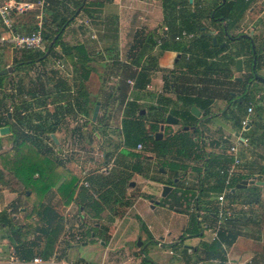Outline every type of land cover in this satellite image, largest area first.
<instances>
[{
  "label": "crops",
  "instance_id": "crops-1",
  "mask_svg": "<svg viewBox=\"0 0 264 264\" xmlns=\"http://www.w3.org/2000/svg\"><path fill=\"white\" fill-rule=\"evenodd\" d=\"M62 1L63 4L72 11L76 8L80 0ZM92 1L95 0H83V3L86 4ZM97 1L104 2L101 12L94 10L97 9L98 6H91V9L93 8L92 13H88L81 7H78L79 11L78 9L76 11L78 14L76 15L75 12V14L71 16L72 21L76 18L79 22V24L76 25L77 31L73 30L74 32L71 33V36L75 38L76 36H82V40L75 43H64H67V46H81V49L77 50L78 52L73 50L72 56H74L76 60L79 57H88L87 63L91 65L92 70L89 77L87 79L84 78L85 88L83 89V97L87 99L86 108L88 111L90 110V112L94 111V109L92 111L94 104H96L94 102L101 101V108L96 120H99L97 125L101 127V130L104 129L103 125L106 121L108 109L112 107L116 109L120 102L123 115L120 121L121 123L116 129L117 131H121V134L119 138L117 135H114L115 138L101 139L98 146H102L103 151H101L98 156L96 154L82 155L79 153L78 155L70 154V156L66 157L65 161L60 160L63 166L79 178V186L74 198L69 202L64 201L56 187L44 195L37 192L35 196L28 197L29 191H27V195L23 194L21 186L19 185L20 183L14 184L13 187L8 184L7 180L12 178L13 174L5 170L0 162V169L2 170L0 175V181L2 182L0 184V264H166L154 259H150L152 261L150 263L143 262L144 249L153 241H156V243L160 245L166 241L174 246L171 252L175 254L174 249L186 242L184 239L186 236L192 241H196L194 244L187 245L190 253L195 252L198 254L196 264H239L247 259H252L253 264H264L262 253L264 247V227L260 228V226H258L259 224L253 222H241L240 217L243 213L240 209L243 206L241 204L232 203L227 199L226 206L232 211V216L224 224V228H227L228 232L230 231L231 234L239 232V235L234 239L230 237V240H232L230 243L222 241V248L225 252L224 259L222 257H217L215 259L206 260V252L203 244L204 241H214L212 234L207 231H202L200 235L190 233V230L193 228L191 224V213L196 210L195 202H197L196 196L193 197L192 192L196 190L197 194L199 193L198 190L201 183L199 177L190 169L185 175V172H181V180L189 186H194L191 187L193 189L189 187H186V189L184 186L180 188L179 186L168 183L167 181L170 179V176H173L169 167H161L155 153L147 150L145 144H143L144 147L142 150H137L138 145L134 147L128 144L122 127L123 118L126 117V110L132 102L145 106V112L143 113L146 115L143 116V119H146L147 124H151V122L155 123L153 116L156 114V111L152 109V105L157 104L161 93L165 92V75L175 69V75L179 76L178 82L181 95L191 94L194 96L196 101L193 106H196L200 110V116L192 112L200 119V121L194 125L200 129L199 135L196 134L197 132L193 133L196 127L188 131L194 135V139L198 140L201 146H204L206 151L211 152L213 155H221L225 145L221 144L216 146L213 144V141H221V139L230 140L232 142L226 148L230 155L229 148L239 135L240 137L248 138L246 144L240 145L242 158L240 164H234L233 161L222 158H213L208 162L209 168L219 169L221 173L222 170L234 169L233 176H247V178H244L249 180L248 185L245 186L246 188H252L254 184L263 185L264 161L262 162L263 164L255 163L253 154L248 152L249 137L233 129V122L235 121L232 120L233 115L238 113L236 100L241 97V89L246 86V90L253 93L252 96L254 98L253 101L245 105L246 110L245 113H243V117L246 116L247 108L250 104H252L255 109V105L259 100L258 95L260 93L264 95V87H262L263 84H261L262 82L260 83L259 80L253 78L247 84L243 81L246 73L252 72L256 59L250 66L244 57H242L244 59V71L237 72L234 63L230 65L231 75H229L227 71L222 70V67L225 66L224 63L228 61V59H223V56L227 54L231 56L230 54L233 53L230 49H227L222 51L219 55L207 57L208 62L213 64V70H204L205 66H199L198 64H196L198 67L196 66L192 68V70H188L186 67V60H192V56L190 58V51H179L176 49L162 50V44L158 45L156 43L155 48H157V53H155V55L157 56V63L155 67L150 70L151 81L148 83L151 84L152 88H148V84L145 88L135 87V79L129 77L127 81L130 85L126 95L124 94L123 96L119 83V87H116L114 85L116 81L106 80L105 75L107 69L105 68L106 65L103 64L106 61V56H108L107 52L117 50L113 42L120 41L121 34H119L117 39L114 38L117 27H113L112 23H110L111 26L106 24H108L109 20L114 23V26L116 23L117 25L119 24L123 9L122 6L118 4L122 0ZM127 1L131 4L146 5L147 11L144 12V14H140L138 10L133 14L134 18L139 19V16L141 17L143 22H141L139 28L143 29L150 23L148 16L150 14L149 5H161L162 18L160 23L163 26L158 29L157 33L151 32L152 30L154 31V28H150L152 29L150 32L154 33L156 39L161 37L164 27L167 25L164 23L163 0ZM37 13H35V15ZM248 14L249 12L246 13V17H248ZM22 17V29H28L26 31H29L33 26H31L32 24L30 21L27 22L23 20ZM70 26H74L72 22L67 27L64 26V29L68 30ZM119 26L120 25H118V28H120ZM153 26L151 25V27ZM2 28L3 26L0 20V31ZM110 29L112 34L109 33ZM138 29L135 33L138 41L133 42L125 48L127 49L126 51L130 52L129 56L130 54L133 55L134 51H136L135 47L139 44L141 39L139 37L140 30ZM92 30H97L98 33L93 34ZM237 33H239V37H251L245 36L247 34L256 38L255 35L258 32L251 31L248 33L246 29L238 27L234 34ZM191 34H193V36L178 42L185 43V47H188L197 36L194 33ZM94 35L100 40L98 46L93 44L92 39ZM110 39H112L113 42L109 43L108 41H110ZM170 39L173 40V38ZM186 40H188V42H186ZM224 42H227L228 44L226 46H229L231 40L230 42L224 40ZM252 45L254 53L258 51L260 58L258 62V74L264 76V74H262V72H264V45L262 46L259 44L258 46L256 42ZM61 46L63 47V44H61ZM213 46L222 48L220 45L213 44ZM197 50L198 49H195L196 52ZM102 51L104 54H102ZM116 52H118V50ZM152 55L154 54L152 53ZM194 55L197 57L196 54ZM63 57H66L67 61L70 60L71 68L67 74L72 76L73 80L70 82L67 78L63 79L58 77L56 84L60 79H63L71 84V88H62L54 84L55 91L54 93L51 92L53 96L51 97L49 105L53 106V111H51V113H53L56 108L63 111L66 109V116L69 117V115L74 114L68 113L69 111L67 112V110H69L71 106L75 107L76 97H72L71 94L75 92L76 96L78 94V87L76 91L77 85L75 84V80L76 77L77 79L79 78L81 69L79 64L77 67L79 70H76V66L71 57ZM120 60L127 63L129 62V60ZM41 62L45 63L43 61ZM192 62L195 63L196 60L194 59ZM61 64L64 66V63ZM147 64H149V54L141 58L138 64L133 62L132 67L139 72L142 67ZM232 71L234 75H232ZM116 76H121V79L123 78V75L115 74H112L111 78L115 79ZM238 76H242L243 80L235 82ZM130 80L134 81L133 86ZM78 81L79 80H77V82ZM41 82H44L46 86V81ZM107 83L111 84L107 85ZM235 85L238 86L237 89L233 88ZM40 86L42 87V85ZM43 93L44 92L41 90L39 95L41 98L44 95ZM48 93L50 92L46 91V94ZM116 93L120 94L121 99L116 98L118 95ZM256 94L257 96L255 97ZM60 95L63 97L57 100L56 98ZM261 104L264 105V101ZM40 108V112L43 114V101L40 104ZM83 114V117L88 115V113L85 112ZM253 117L254 124H251L252 127L251 125L248 126H250V128H256L257 131H262V124L260 125L258 123L264 122V114L261 122V119H256L254 115ZM40 121L42 122V119ZM64 124L66 123L64 119H62L61 123L58 125V129L53 133L57 138V141L55 140L57 152L64 151V141L61 138ZM89 124L91 128L96 129L95 121L91 119ZM163 124L165 128L166 126H171L173 131L172 134L184 130L183 126H185L181 118H179L178 124L169 125L166 121L161 125ZM241 128L242 130L244 129V131L249 129L247 126ZM76 130L77 128H70L71 138L67 142L69 146L75 141ZM95 134H99L97 129L95 130ZM86 142H90L89 139L86 140ZM110 152H114L112 158L108 155ZM130 152H138L140 155L139 157H135ZM56 158L58 160V157ZM138 161L142 162L144 166H147V169L143 170L141 173L133 171L134 164ZM161 168H164V170ZM129 172H132L129 179L130 183L124 189V192L120 193L119 200L117 197L115 200L106 202L103 204L102 210L93 205L90 197L87 195L90 194L100 201L99 195L111 185V182L113 180L118 181L121 176H125ZM224 173L227 174L226 171ZM233 176H231V180ZM178 179L179 178L176 180ZM254 179L255 182L252 183L251 180ZM83 180L88 181L90 185L85 186L82 184ZM214 180L215 178L213 176L207 178L206 184H204L205 187L212 185ZM13 181L16 182L14 176ZM257 181H260V183H257ZM166 184L171 185L172 189L167 196H163V186ZM226 186L225 183V187ZM83 189H86V192H84L85 190ZM218 194H220V192H210L203 189L200 198L201 203L208 205V201L211 198L216 201L218 205ZM211 204L209 206H211ZM161 214H165L167 220L161 218ZM230 220L233 221L230 223ZM214 221L215 223L217 222V217L212 222ZM58 224H62L63 229L55 243L48 245V234L46 230ZM129 228H131V232H134H132L131 235H127V232H130L128 231ZM137 236L139 237L138 242L139 240L142 242L141 245H139L138 242L135 244ZM146 242L148 245H145ZM133 243L135 244L134 247L131 246ZM37 256L41 257L44 262H34L33 260ZM184 256L185 255L182 257ZM185 258L187 259V257ZM189 262V260L185 263L179 261L177 264H190Z\"/></svg>",
  "mask_w": 264,
  "mask_h": 264
},
{
  "label": "trees",
  "instance_id": "trees-1",
  "mask_svg": "<svg viewBox=\"0 0 264 264\" xmlns=\"http://www.w3.org/2000/svg\"><path fill=\"white\" fill-rule=\"evenodd\" d=\"M50 1L51 4L46 9L47 15L45 16V50H36L35 53L31 54L24 53L27 58L25 60H19V63H34L45 60L43 57L46 51L49 49L51 41L56 35H58L56 41L51 47V54L56 50L57 46L63 44V52L61 56L71 57L74 61V65L76 66V70H79L77 69L79 64L81 69L79 78L77 79L76 77L75 80V84L78 87V94L75 96L76 98L74 105L76 109L75 107L71 106L67 112L69 111L68 113L74 114L76 112H85L89 115L91 112L86 108L87 99L83 97V89L85 88L84 78L87 79L89 77L92 67L89 63H87L88 57H79L76 60L75 57L72 56L73 50L78 52L77 50L81 49L80 45L67 46V43L62 42L61 37L64 31V26L67 27L72 22L71 16L75 14L78 7H81L88 13H92L93 8L91 9V6H98L97 9L94 10L101 12L103 10L104 2L95 0L84 4L83 0H81L75 9L70 11L69 8L63 4L62 0ZM212 1L213 2L209 4L205 3L204 0H194V5L192 6L195 8H191L190 11H188L187 14L183 16L177 12V7L180 6L181 10L183 9L179 2L175 0H163L162 6L164 12V23H166L169 27V37L163 41L161 49L190 51V58L192 56V60L195 59L196 62L193 63L192 60H186V67L188 70H192V68L197 66L196 64L199 66H205L204 70H213V64L208 62L207 57L219 55L222 51L227 49H230L237 58L244 57L248 65L251 66L255 57L257 56V53H254L253 51L252 45L256 42L255 38L253 36L239 37V33L234 34L231 32V30L236 31V29L240 27V24L246 18V13L248 12L249 8L253 7V5L259 0ZM193 9L195 10L194 15L192 13ZM180 17H182L183 21ZM206 21L209 23L211 22L212 24H207ZM225 22L226 25L224 24ZM31 29L32 28L29 30ZM183 30H187L189 33H194L197 35L196 39H194L191 42V45L188 47H185V43L175 40L177 33L182 32ZM209 32H212V34H208ZM141 33L143 34V31ZM214 36L217 37L220 43L224 42V40L228 42L231 40V42L229 43V46L222 48L215 47L212 43V38ZM170 38H173V40ZM156 43L157 40L154 37V33L147 32V35H145L144 38H141L139 44H137L135 47L136 51H134V59H132L135 64H138L141 58H143L146 54H149V64L143 66L139 72L132 68V64L129 65L127 62L121 61L118 57L117 60L114 61V63L120 64L121 70L125 72L124 74L126 75L123 76L120 83V89L123 96L124 94L126 95L130 85L127 81V78H134L135 87L138 88H145L146 85L151 81L150 70L155 67L157 63V56L155 54L150 55L149 48L154 46ZM195 49H198L197 52ZM194 54H196L197 57ZM235 57L229 56L228 54L223 56V59H228V61L227 63H224L225 66L222 67V70L227 71L229 75H231L230 65L235 63ZM259 59L260 58L257 56L258 62ZM175 71L176 70L174 69L172 72H169V74L165 75V92L161 93L157 104L152 105V109L156 111V114L153 116L155 123L151 122V124H147L146 119H143V116L146 114L142 112L145 106L132 102L126 110V117L123 118L122 127L128 144L136 147L140 142H142L145 144L147 150L155 153L158 163L161 167H169L173 176H170V179L167 181L168 183L179 186L180 188L184 186L185 188L189 187L190 189H193L191 187L194 186H189L181 180V172H185V175L190 169L193 171V173L197 174L201 183L198 190L199 193L197 194L196 190L195 192H192L193 197L196 196L197 202H195L196 210L191 213L193 228L190 230V233L200 235V233L204 231L203 220L207 219L210 223H212L213 226H215V221H212L217 217L216 201L210 198L208 205L201 203L200 198L202 196L203 189H206L210 192H221L225 188L227 177V174L221 173L219 169L209 168L208 162L213 158H222L229 161H232L233 158L228 154L227 149L223 151L221 155H213L211 152L206 151L204 146H201L198 140L194 139V135L188 130H180L172 134L173 131L171 126H166L164 136L161 139L155 138V133L160 130L161 124L166 121L168 114H173L174 116L181 118L184 125H196L200 121V119L197 118L191 110L196 98L191 94L181 95L178 82L179 76L175 75ZM126 72L131 73L127 74ZM5 76L7 75H0V86L3 85ZM252 76L253 75L251 72H247L245 79L243 80L244 83L247 84L250 79H253ZM77 80L79 81L77 82ZM40 85H42V87L40 86L39 90L41 88L42 92L46 93L47 89L45 83L40 81ZM56 85L62 88H71V84L63 79H60ZM18 91L21 93L22 89H19ZM240 91V95L245 99L246 104L254 100L251 92L246 90V86ZM28 92L37 100L38 97L31 88L28 89ZM62 97L63 96L60 95L56 99L58 100ZM25 101L27 100H23L24 104L22 108L27 110L29 104H27ZM38 101L39 104L42 103L41 99L39 98ZM3 103L4 98H0V109L3 107ZM94 107L95 104L92 108V111ZM245 110L246 109H244V113ZM19 113H21V111H19ZM47 114L49 113H46V115ZM51 115L57 119L56 122L48 123V120L46 121L45 115L41 114L39 111L36 116L39 119V122H41V119L42 122L39 125H35V128L38 130L40 129L43 133L49 134V137L55 142L52 134L58 129V125L61 123V118H65L66 109L63 111L56 108V110L51 113ZM235 116L236 115L234 114L233 120L235 121V126L242 127L241 120L243 115L238 116L237 118ZM6 119L10 120L8 114ZM2 126L10 127L11 135L15 137V145L10 150L0 153V162L5 170L13 174L15 181H18L20 183L19 185L23 186V188L21 187L22 193L27 195V191H29L28 197H33L37 192L44 195L56 187L57 191L65 202L71 201L74 198L76 190L79 186V178L75 176L69 169L63 166L60 160L58 161L57 158L53 156L52 148L44 143L38 134L36 137H34L33 135L24 133L17 126H11L8 121L6 123L0 122V127ZM250 129L251 128L248 130ZM199 130L200 129L196 127L193 130V133H198ZM262 131L263 133L261 139H257L256 141L255 139H249L252 143L257 144L260 147H264V128H262ZM226 142L227 140L221 139V141H213V144L219 146L221 144H225ZM130 153L135 157H139L140 155L138 152ZM145 169H147V166H144L142 162L138 161L134 164L133 171L141 173ZM131 175L132 172H129L127 175L121 176L118 181L113 180L111 185L99 195L101 199L100 201L90 194L87 196L90 197L93 205L99 207L100 210H102L103 204L106 202L115 200L117 197L119 200L120 193H123L124 189L130 183L129 179ZM210 176L215 178L214 183L208 187H205L204 184H206V180ZM177 178L179 179L176 180ZM244 178H247V176H233L230 182L229 191L226 194V199L232 203L241 204L243 206L240 211L243 213V215H249L246 222H253L264 227V184H254L252 185V188H246L245 186L241 187V191L238 193L237 184L242 182ZM83 190L86 192V189ZM210 204L211 206H209ZM201 210L208 212L203 217V219L199 218V216H201ZM233 220H230V223ZM62 229L63 225L58 224L57 226L50 227L46 230L48 234V245L55 243ZM238 233L239 232L236 234H231V232H228V229H225L223 226L220 230V240L218 239L210 242L204 241L203 246L206 252L205 259L210 260L217 257H222L224 259L225 252L222 248V241L230 243L232 242L230 237H233L234 239L237 237V235H239ZM262 253L264 257V247ZM143 262L150 263L152 261L145 257Z\"/></svg>",
  "mask_w": 264,
  "mask_h": 264
},
{
  "label": "rangeland",
  "instance_id": "rangeland-1",
  "mask_svg": "<svg viewBox=\"0 0 264 264\" xmlns=\"http://www.w3.org/2000/svg\"><path fill=\"white\" fill-rule=\"evenodd\" d=\"M80 1H78V3ZM170 1H173V0H170ZM175 1L179 2L182 5L183 9L181 10L179 6L177 7V12L182 14L183 16L187 14V12L190 11L191 8H195L194 6H192L194 5V0H175ZM204 2L210 4L213 1L204 0ZM118 5L119 6L121 5L123 9V12L121 13V17H120L121 20H119V24H118L120 25L119 26L120 28H118L117 23L114 26V23L111 22L110 20L108 21V24H106L108 26H111L110 23H112L113 27H117V30L113 28L116 30L115 31L116 35L114 36L115 39H117L119 34H121L120 41L113 42L112 39L108 41L109 43L113 42V45H115L114 47H116L118 52H116L117 50H114L113 52H107L108 56H106L105 58L106 61L105 63H103L106 65L105 68L107 69V72L105 75L106 80H111L114 82L116 81V83L114 84L116 87H119V84L121 82V76H116L115 77L116 80H115L114 78H111V75L115 74V75L126 76L124 74L125 72L121 70L120 64L114 63V61L117 58L116 56H118V58L122 60H129L128 62L129 65L133 63L132 59H134V56L131 54L129 56L130 52L126 51L127 49L125 48H127L133 42L138 41L135 33L137 29L141 26V22H143L140 16H139V19H137V18H134L133 14L136 10H138L140 14H144V12L147 11L146 5L131 4L127 0H122ZM148 8L150 9V14L148 15L150 19L149 21L150 23L149 25L146 26L145 29H141V28L138 29V30L140 29L143 30V34L140 32L141 33L139 35L140 38L142 37L144 38L146 33L152 30L150 28H154V31L152 30L151 32L157 33L158 29L161 28V26H163L160 23L161 18H162L161 17L162 16L161 15V5L160 4L157 6L149 5ZM30 11H33V12H30ZM30 11H28L27 14L23 15L22 19L27 22L30 21L32 24L31 26H33L36 22L35 13H37L38 10H30ZM193 12H195L194 9H193ZM248 12H249L248 17H246L243 20V22L240 24V28L246 29L248 33H250L251 31L258 32L255 35L256 43L258 46L259 44L263 46L264 45V0H259L258 2H256L253 5V7L249 8ZM180 18L182 19V17ZM153 21H154V26H153ZM72 24L74 25L73 27L70 26L68 30L64 29L62 33V37H61L62 42H68V43L74 42L75 43V42H80L82 40L81 39L82 36H76V38L74 36H71V33H73L74 31H77L76 25L79 24L76 18L73 19ZM207 24H208V21H207ZM224 24L226 25V22ZM151 25L153 27H151ZM110 31L111 29L109 30V33L112 34V32ZM231 32L234 33L235 30H231ZM92 33L96 34L98 32L97 30L95 31L92 30ZM92 40H93V44L94 45L96 44L98 46L99 41H100L99 38L94 35ZM186 42H188V40H186ZM212 43H213V40H212ZM155 47H156V44H154V46L149 48L150 54L157 53L156 51L157 48ZM35 52L36 50H17V49L8 47V46H2L0 43V70L1 68L3 69L9 66L14 67V69L10 73L4 74L7 76H5L3 85L0 86V98H4L3 107L0 109V114H1L0 122L6 123L8 121L11 126H17L24 133H28L30 135H33L34 137H36L37 134L40 135L43 142L52 148L53 156L58 157V161L59 160L65 161L66 157L70 156V154H76V155H78L79 153L82 155L83 154H87V155L96 154L98 156L101 153V151H103V147L98 146L101 142V139L115 138L114 135H117V137L119 138L121 134V131H117L116 129V127L121 123L120 121L123 115L121 112L122 110H121L120 102L117 105L116 109H114L113 107L108 109V114L106 116V121L103 125V128H104L103 130H101V127L97 125V122L99 120L95 121L96 129L98 130L99 134H95L96 129L91 128V125L89 124L92 119L93 112H91L86 117H83L84 112H79V113L76 112L75 114L69 115V117L65 116V118L63 119L66 124H64L63 126L64 129H62V133H61V138L64 141V151L57 152L56 151L57 145L52 140V138L49 137V134L43 133L40 129L38 130L35 128V125L41 124V122H39V119L36 116V114L41 110L38 98L41 99V101H43V110H44L43 115H45L46 121L48 120V123L56 122L57 119L53 115H51V111H53V106L49 105L51 101V97L53 96L51 92L54 93L55 91L54 84H56L58 77H61L63 79L67 78L69 79L70 82L73 80V77L67 74V72H69L71 68L70 60L67 61L66 57L61 56L63 51H62V46L59 45L56 47V50L52 54L50 52L49 55H47L46 57H43L45 58V60H43V62L45 63H42L40 61L34 62V63H25V64L19 63V60H25L27 58L24 53L31 54ZM102 54H104L103 51H102ZM61 63H64V66ZM118 65H119V68H118ZM126 73L130 74L131 72H126ZM262 74H264V72H262ZM232 75H234L233 71H232ZM40 81H46L47 92H50L48 94L43 93L44 95L42 96V98L41 96H39L41 93V88L39 90ZM236 82H240V81L236 80ZM110 84L111 83H107V85H110ZM261 84H263L262 87H264V83H261ZM29 88H31L36 93L37 97L39 96L37 100L28 92ZM233 88L237 89L238 86L235 85L233 86ZM19 89H22L21 93H19L18 91ZM76 91H77V86H76ZM73 94H71L72 97H75L76 92ZM116 98L121 99L120 94H118ZM24 99H26L27 101L25 102L29 104V106L27 107V110H24L22 108L24 104L23 103ZM255 110H257V113H259L260 115L262 114L263 116L264 105H260V102L257 103L255 106ZM19 111H21V113H19ZM46 113H49V114L46 115ZM7 114L11 116L10 120L6 119ZM258 124L260 125L262 124V128H264V122L258 123ZM73 127L77 128L76 130L77 132L75 133V141H73V144L69 146L67 142L71 138L70 128H73ZM233 129H235L237 132H242L243 135L248 136L250 140L255 139V141L257 139H261L262 133H263V131H257L256 128H251L250 130L244 131V129L242 130L240 126H235V124L233 125ZM199 133L200 131L196 134L199 135ZM88 139L90 142H86V140ZM231 142L232 141L227 140V142L224 144L225 148L223 151L226 150L227 146L231 144ZM14 145H15V137L11 135V131L6 134L0 133V153L6 150H10ZM248 152L253 154L254 161L256 164H259V163L263 164L262 162L264 161V156H263L264 147H260L259 145L252 143L250 141L248 145ZM113 153L114 152L108 153L110 158H112ZM1 171L2 170L0 169V175H1ZM7 182H9V185L12 187L14 186V184L19 183L18 181L16 182L13 181V176L12 178H9ZM1 183L2 182L0 181V184ZM21 187L23 188L22 185ZM240 191L241 189L237 188V192L239 193ZM248 216L249 215L247 214L241 215L240 217L241 222L248 223L246 222ZM161 218L167 220V217L165 214H161ZM258 226H260V228H263L261 225H258ZM128 231L130 232H127V235H131L133 232V231L131 232V228H129ZM138 238L139 237L137 236L135 244H137ZM184 239L186 240V242L183 245H180L176 249H174L175 254L171 252L174 246L170 245L168 242L165 241L163 242L162 245H160L156 243V241H153L146 249H144L143 259L147 257L148 259L159 260L166 264H177V262L179 261L182 263H185L186 261L189 260L190 264H196L198 254L195 252L190 253L188 251V246H187L188 244H192V243L194 244L196 241H192L190 238H188V236H186ZM135 244L133 243V245L131 246L134 247ZM145 245H148V243L146 242ZM183 255L185 256L182 257ZM185 257H187V259Z\"/></svg>",
  "mask_w": 264,
  "mask_h": 264
},
{
  "label": "built area",
  "instance_id": "built-area-1",
  "mask_svg": "<svg viewBox=\"0 0 264 264\" xmlns=\"http://www.w3.org/2000/svg\"><path fill=\"white\" fill-rule=\"evenodd\" d=\"M50 0H0V20L3 26L0 31V43L2 46H9L17 50H45V16L47 15L46 9L50 6ZM30 10H38L39 12L35 15L36 22L33 28L29 31L23 30V22L21 17L27 14ZM169 27L166 25L163 30L161 37L157 38V44L161 45L163 41L169 37ZM193 36V34L183 30L181 33L175 36V40L181 41ZM132 86L134 81L130 80ZM148 88H152L151 84L147 85ZM259 97V95H258ZM254 106L250 104L247 108V114L242 118V127L251 125L254 122L253 117ZM248 138L240 137L230 146L229 152L233 158L234 164L241 163L240 145L246 144ZM144 147L143 143H139L137 150H142ZM227 172L226 187L217 196V222L215 226L212 225L207 219L203 220L204 231L212 234L213 240H218L220 236V230L224 224L231 218L232 211L226 206V194L229 191V185L231 182V176H233L234 169L222 170V173ZM86 173V172H84ZM82 184L89 186V182L86 180L82 181ZM208 212L201 210L199 216L200 219ZM34 262L43 263L44 260L41 257H35ZM237 264V263H236ZM239 264H253L252 259L243 260Z\"/></svg>",
  "mask_w": 264,
  "mask_h": 264
},
{
  "label": "water",
  "instance_id": "water-1",
  "mask_svg": "<svg viewBox=\"0 0 264 264\" xmlns=\"http://www.w3.org/2000/svg\"><path fill=\"white\" fill-rule=\"evenodd\" d=\"M78 11H79V9H78ZM77 14L78 13L76 12V15ZM193 15H194V12H193ZM208 34H212V32H209ZM245 36H251V35H247L246 34ZM57 37H58V35H56L55 38L51 41L50 47L46 51L44 57H46L50 53L51 47L53 46V44L56 41ZM212 40H213L214 45H220L221 47H224V46H226L228 44L227 42L219 43L215 36L212 38ZM230 55L232 57H235V55L233 53H231ZM235 58H236V60H235V69H236V71L237 72H243L244 71V59L242 57H238V58L235 57ZM255 64H256V61L254 62V68H255ZM13 69H14V67H12V66L5 67V68L0 70V75H4V74H7V73H10ZM254 78L259 80L260 82L264 83V76L263 75L256 73ZM236 79L239 80V81H242L243 77L242 76H238ZM100 108H101V101H97L96 104H95L94 111H93V116H92V120L93 121L97 120ZM191 110H192V112L194 114H196L197 116H200V110L196 106H192ZM142 112H145V110L143 109ZM166 123L169 124V125L178 124L179 123V118L177 116H174L173 114H168L167 117H166ZM195 127L196 126H194V125H192V126L185 125V126H183V129L184 130H190V129H194ZM164 128H165V125L163 124V125H161V129L155 133V138L156 139H161L163 137ZM247 128H250V126H247ZM10 131H11V129H10L9 126L0 127V133L1 134H6V133H9ZM52 137L57 141V138H56L55 134H52ZM161 169L164 170V168H161ZM251 182L252 183L255 182V179L251 180ZM248 183H249V180L248 179H244V180H242V182L237 184V187L241 188V187L247 186ZM257 183H260V181H257ZM171 189H172L171 185H169V184L164 185L163 186V193H162L163 196H167ZM141 243H142L141 240H139L138 244L141 245Z\"/></svg>",
  "mask_w": 264,
  "mask_h": 264
},
{
  "label": "flooded vegetation",
  "instance_id": "flooded-vegetation-1",
  "mask_svg": "<svg viewBox=\"0 0 264 264\" xmlns=\"http://www.w3.org/2000/svg\"><path fill=\"white\" fill-rule=\"evenodd\" d=\"M141 29H143V28H141ZM140 29V32H142L143 30H141ZM251 37H252V35H251ZM143 38V37H142ZM256 53H257V56L259 57V54H258V51H256ZM257 56L255 57V59H256V67L254 68V66H253V68H252V77L254 78L255 77V74L256 73H259V66H258V61H257ZM254 59V60H255ZM252 79H250L249 80V82L251 81ZM252 95H253V93H251ZM257 96V94L255 95V97ZM263 101H264V95L263 94H259V100H258V102L257 103H259L260 102V105H262L261 103H263ZM245 105H246V101H245V99L243 98V97H240L239 99H237L236 100V107H237V111H238V113H236L235 115V117L237 118L238 116H242L243 115V113H244V109H245ZM256 106V105H255ZM253 115L255 116V118L256 119H261L260 120V122L262 121V116L259 114V113H257V110H255L254 109V112H253ZM11 116L9 115V118H10ZM235 119V118H234ZM254 124V122L252 123V125ZM252 125H251V127H252Z\"/></svg>",
  "mask_w": 264,
  "mask_h": 264
}]
</instances>
